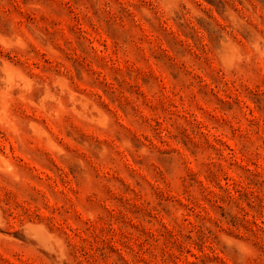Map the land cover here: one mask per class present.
<instances>
[{
    "label": "rangeland",
    "instance_id": "374dc122",
    "mask_svg": "<svg viewBox=\"0 0 264 264\" xmlns=\"http://www.w3.org/2000/svg\"><path fill=\"white\" fill-rule=\"evenodd\" d=\"M0 264H264V0H0Z\"/></svg>",
    "mask_w": 264,
    "mask_h": 264
}]
</instances>
